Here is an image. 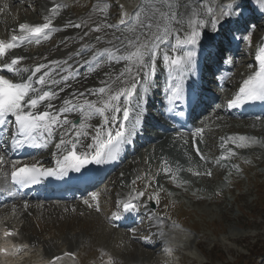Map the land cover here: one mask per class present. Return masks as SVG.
<instances>
[{
    "label": "snow or ice",
    "instance_id": "6c2138e0",
    "mask_svg": "<svg viewBox=\"0 0 264 264\" xmlns=\"http://www.w3.org/2000/svg\"><path fill=\"white\" fill-rule=\"evenodd\" d=\"M153 4L152 15H146L144 13L143 4L138 5L136 11L132 14L122 12L120 24L126 25V32L121 42L124 44L127 55L120 54L117 56L111 51L107 52L109 61L114 59L117 63L121 60L126 62L125 69L121 71L116 78L120 87L115 90L102 87L98 90V93L101 97H104L106 94V98H103L96 103L85 101L83 105L78 106L82 115L79 123V129L81 131L76 132L77 139L81 135H87V133L82 130L88 126L87 120L91 119L93 114L102 117L104 124L117 121L118 114H122V122L119 124L120 130L114 133L115 140L113 139L112 132L106 134V139H100L101 129L97 132L95 138L96 147L94 148L93 153L78 155L75 150L76 141L66 140L64 136H62L56 147L59 149L62 146L71 145V149H69L67 154L64 155L63 161L60 162L59 169L56 170V174L62 176L66 174L69 169L79 171L80 168L87 163H103L106 155L110 159H115L112 149L118 143L123 142L125 136L124 129L126 127V122L130 119V105L133 97L137 95V86L143 83L144 91L148 90L151 77L155 76L156 73L157 54L160 46L168 43L169 37L172 36L174 31L177 33L179 32V29L176 28L177 25L181 28H185V24L187 25L185 28L186 35L183 38H180L179 35L175 37L176 42L172 46V51L185 46H194L198 43V37L200 35L199 29L205 27V21L197 18L198 14L194 9L190 14L187 11L185 13H180L178 8H180L181 5L177 3L176 0H153ZM155 4H159L160 7H155ZM56 7H59V5ZM183 7L187 9L188 5H183ZM106 8L107 6L101 9V11L106 10ZM50 11L55 15V8ZM208 12L211 14L212 9L209 8ZM129 15L133 16L135 19V23L130 25H128L125 19V17ZM221 15L227 17L231 15V12L227 9H222ZM142 16L144 17L143 19ZM44 21V23L37 25H30L28 23L19 24L17 31L20 35L13 34L7 42L0 40V57H4L7 51L18 47L19 45L17 41L34 38L36 43H40L39 37L41 35L47 40L49 37L46 30L52 29V19L51 17L45 16ZM74 26L79 28L81 27V24H76ZM211 26L213 29L216 28V19L211 21ZM109 27L116 26L109 25ZM56 30L59 31V29ZM99 30V28L94 29V31ZM99 39L100 38L97 37V40ZM245 39H248V37H245ZM120 52L121 50L117 48L116 53ZM21 59L22 58L19 57L13 58L10 63L5 64V68L9 73H15L16 75L21 76L19 82H14L12 79H7L3 75H0V126L6 125L8 120L13 118L14 123L17 126V134L25 137V139L31 140L33 138V133L40 129L46 131L50 138L56 125L60 123L59 117L47 110L38 111V108L42 101L49 100L55 94L44 89L38 90L33 86L32 77L36 76V74L41 71V68L44 67L43 65H40L31 71L26 79L23 78L22 73L28 72L29 70L27 68H15V66L20 63ZM191 59L192 53L186 51L183 55H164L163 63L168 69L170 76L175 73L182 78L184 73L188 71ZM257 61L260 65L259 70L254 71L253 74L243 80L239 91L236 93L235 97L229 101V108H235L242 104L254 101L264 102V47L259 50ZM173 79H175V77H173ZM53 82L55 83V81ZM36 83L45 85L46 80L44 77H40L36 80ZM168 91L170 94V101L179 100L182 91L181 84H170ZM70 103L69 100L64 101L65 105H69ZM48 107H51V104H49ZM71 110V108L65 107L60 110V113L62 115L64 112ZM137 122L139 121L137 120ZM63 124L67 125L69 124V121L64 120ZM201 131V129H197V134ZM227 139L243 142L250 138L241 136L236 138L229 137ZM12 140L13 147H18L24 142L22 140H17L15 136L12 137ZM236 146L245 147L246 144L238 143ZM196 154L200 156L201 159H204L198 148L196 149ZM234 154L235 153L229 152L228 155L231 156ZM227 158V156L220 157L221 160ZM3 163L4 156L0 155V164ZM164 171L167 174L170 172V169L165 168ZM53 174L54 171L51 169L41 170L35 165L17 168L15 163H13L11 180L13 184L28 186L37 183L40 175L51 176ZM193 174L199 175L200 173ZM207 174L211 175V173ZM172 179L175 180L176 177L173 176ZM139 195H143V193H139ZM91 199L96 202L95 210L99 212L100 207L98 204V196L93 194ZM85 203L87 204L88 202L85 201ZM88 206L93 207L92 204H88ZM123 207L125 211H128L132 209L134 205L129 200L123 203ZM119 218V215H113V219ZM10 235H12L11 232H5V236ZM108 264H114V262L109 260Z\"/></svg>",
    "mask_w": 264,
    "mask_h": 264
},
{
    "label": "rangeland",
    "instance_id": "374dc122",
    "mask_svg": "<svg viewBox=\"0 0 264 264\" xmlns=\"http://www.w3.org/2000/svg\"><path fill=\"white\" fill-rule=\"evenodd\" d=\"M0 1L2 9L7 10L5 8L7 1ZM19 7L22 8L21 6ZM20 8H18L19 11L25 12L26 14L31 11V8ZM89 8L90 7L86 8L85 10L82 8L76 9V11L78 13H84ZM71 10L74 11L73 9ZM5 12L8 13L7 11ZM9 12L10 13L8 14L11 16H16L15 12L11 10ZM92 17V20L94 21L95 15L93 14ZM62 51H64V47L59 49L58 53ZM263 126L264 123H262V126H255L254 128L256 130L260 129L262 131ZM245 128L248 129V127ZM260 130H258V132L255 130L250 132H255V134H258L260 137L264 138V135H261ZM262 133L264 134V132ZM260 154H263L264 157V152H260ZM191 156L192 154L190 157ZM144 162L147 164L144 165V163H142L141 166L144 165L142 172L147 175V178L144 177L142 179L141 186L139 187L144 191L143 201L148 202L153 196L156 197L157 202L155 203L154 208L156 211L155 216L162 214L164 215L165 213L167 216H165V218L162 220L165 225L171 226L179 233H181V231L187 232V230L192 233L194 238H188L185 244H183V248H185L180 251L194 258L195 261L193 264H203L205 262H210V260H216L218 261L216 264H219L221 256H223L221 263L225 261L223 264H252V257L264 254V209L260 210L258 207L259 205L254 207V205H256L258 202L256 200V189L261 187L260 190L264 194V174H262V172H264V165H262V167H257L254 170L250 169L249 171H245L244 178L240 182V187H236L235 189L229 185V189H231L232 192L221 199L217 195H214L215 189L219 185L218 182L220 178L213 180L204 179L203 182H201L202 180L197 182L198 176L196 179L192 178L191 176L192 164L189 166L187 173V176L191 180H187L186 177L182 176H177L176 180L179 178L177 181L172 180L173 176L168 178L171 183L180 184L178 185L180 189L177 190L176 188L170 186L171 183L166 184L164 182L165 176L162 177L160 174V168L162 167L160 162H154L153 160ZM136 172L137 170H128L129 179L135 175ZM203 172H205L204 168ZM258 174L262 175L259 176ZM255 180H257V182H255ZM193 182L197 183V185L201 183L198 185L197 190L194 187ZM258 184H260V186ZM111 186L112 181L104 184L99 190V194L102 196L103 203L108 201V198L112 193L109 192ZM146 186H149L151 190H146ZM246 190H249L251 195L249 198H242L241 194H243ZM97 192L98 191H95L93 193ZM192 194H200L204 197H213L211 198L210 202H197L196 199L192 197ZM88 197L89 199L92 198L90 195H88ZM26 198L27 197L20 198V201H18L19 208L21 204L24 205L27 203ZM234 199L236 200L234 201ZM42 203H45V205L48 207L49 204L54 206L53 202L42 201ZM223 203L225 206L231 204L232 208L230 210L223 208ZM81 204H83L82 207H74L75 209H70L71 211H68V213H64V208L59 205L60 209L58 208V213L61 212L60 214H57L53 208L47 210L45 214L43 211L39 214H36L38 208H33L32 212L27 214L24 213L21 208L19 211L23 214H27L24 215V217L27 219L18 217L16 219L17 223H14L12 226H18L20 228L25 224H28L27 226L29 228L27 227V231L31 234V236L42 237V239L48 240L54 239L55 241L51 243H54L55 246L57 245V251L65 247L63 243L69 244L68 242L64 241V238L67 235L76 237L82 235L89 237L92 241L91 244H86L85 240L82 238V240L77 238V240L81 241V247L79 246L77 249L81 264H92V262L97 260L105 262L104 259H106V264H108L111 258H117V260L122 258L118 260L120 264H134L133 256L131 257V252L134 248L139 251L140 258H145L144 260H141L140 263L151 264L157 261V258L152 257V253L147 254V252H149L148 250H145L148 248L147 246L140 245L139 240L130 238L133 237V235L141 237V234L135 233L132 235H126L127 233L125 230L107 232L108 228L105 225L106 212L101 215V212L96 213L92 207L87 208L88 210H85L84 203ZM260 206L261 208L263 207L262 205ZM237 209L240 210L242 214L240 212H236ZM8 218L9 217H7V219ZM178 222L182 224H179ZM144 226L145 223L143 220L133 227L134 229L141 230V228ZM39 234L40 236H36ZM204 239L206 240L204 243H202L201 241ZM113 241L115 242L113 243ZM92 246L94 247L90 249ZM160 247L161 245L157 244L156 252L159 251ZM257 262L258 264H261L259 261ZM186 263L190 264L188 259L184 260V264Z\"/></svg>",
    "mask_w": 264,
    "mask_h": 264
},
{
    "label": "bare ground",
    "instance_id": "6f19581e",
    "mask_svg": "<svg viewBox=\"0 0 264 264\" xmlns=\"http://www.w3.org/2000/svg\"><path fill=\"white\" fill-rule=\"evenodd\" d=\"M185 1L187 2V5H188V8L187 9L191 12L193 10V8H194V10L198 14L197 15V18L203 19L205 21V23H206L207 26H210V24H211V20H210L211 17L213 16V18H216L217 14H218V13L215 12V14L210 15L209 12H208V10H205L204 7H206V5H207L206 0H203L204 2L201 3V4H196L194 2H191L190 3L189 0H185ZM27 2H28L27 0H8L7 3H6V9L7 10H2V5L0 4V31H2V29H4V26H6V25L8 26V28H10V27L16 28V23H28V24H30L31 22L37 23V17H39L38 19H42V16H44L43 13L37 15L39 12H37V13L36 12H33L34 14L32 13V15H31V12L32 11H30L28 14H26L25 12L19 11V9H18V8H20L19 6H21L22 8L23 7L24 8H27L28 7ZM57 2H59V4L61 6H66L67 7L69 5L66 0H58ZM219 4H221V2H218L217 3L218 6H219ZM213 6L214 5H212V7ZM22 8H20V9H22ZM103 8H105V5H100V4H96L93 7V9H95L98 12L97 16H95V19H94L95 22H99L98 24H100V21H104L105 22V23H103L101 29L98 31L99 33H97V35H99V36L108 35L109 30L112 29L108 25L109 22H110V18H109V16H107L106 10H104L103 12L101 11V9H103ZM132 8H133V4H127V5L123 6V8L121 10H122V12H126L127 13V12L131 11ZM260 8H261V6L258 9V13L260 12ZM10 10L13 11V12H15L16 13V16H10V15L4 13V11H7L8 13H10L9 12ZM107 10H108V8H107ZM122 12H121V15H122ZM129 14H132V13H129ZM218 17L221 18V15H218ZM91 19H93V17L90 16V15H86V14L85 15L77 16L75 18L64 17L61 20L60 24H59V26H64V32H62L61 35H60V37H59L61 39L60 44L54 45L51 48L45 49L43 51V53H47V54L50 55L49 57H52L51 59H55V58H57V56H54L53 55V52L56 51V50L58 52L59 49L62 46H64V44H67L71 40L72 41H75V43L70 44V46L67 48V51L72 50V49H75L79 45V43H78L79 41H77L78 39H81L82 38V40H83V39H85L86 36H89L90 35L88 28H90L89 26L91 24L93 25L95 22L94 23H90V25H88V26H87L86 23L89 20H91ZM131 19L134 20V17L131 16ZM67 20H70V22L67 23L66 22ZM219 20H222V19H218L217 20L218 22H222V21H219ZM248 20H251V18H249ZM13 23H14V25H11ZM74 23L75 24H81V27H79V28L73 27L72 24H74ZM124 30H125V27H121L117 31L118 32H121L122 35L124 36V34H125ZM0 33L3 34V32H0ZM13 34L20 35V33H13ZM67 35H69V36H67ZM72 36H74V37H72ZM64 37H67V39H65ZM25 41H27V39H24L22 41H18V44L24 43ZM263 45H264V37H260L259 46L261 47ZM117 48H119L121 50L120 53H116V49ZM14 51H16V52H14ZM14 51L11 52L10 55L16 53V55H12V57H21V58H23V60L25 62L27 61L26 63L30 62L29 60L32 61V60L37 59V58H39L40 56L43 55V53H34L32 56L26 55V54H24L22 52L21 49H18L17 50V47L14 48ZM107 51H111V52L115 53L116 55L125 54V52H126L124 46L122 45V43L121 42H117V41L111 42V44L108 47ZM65 57L66 56L64 55L63 57H60V58L61 59H64ZM66 58H69V56H67ZM76 59H77V55H75L74 58L70 59V61H68L66 63V65L68 63L72 62V61H75ZM112 63H115V61H110L107 65L110 66ZM59 64H60V61H57V62H54L53 63V66H58ZM123 64H124L123 61L117 63L116 65H117L118 68H115L114 71L121 70L124 67ZM66 65L64 67H66ZM246 70H248V66L246 67ZM251 74H253V72ZM0 75H3L5 78L9 79V76H7L4 73H0ZM19 78H20V76L17 75V76L11 77L10 79H13L15 81V80H18ZM100 78H103L104 79L105 77H100ZM84 79H86V78H84ZM88 79L90 80L91 78L89 77ZM108 82H109V80L106 81V83H108ZM68 84L66 86H68ZM89 85H90V83L88 82V84H87L86 81H85V83H84V85L82 87H88ZM76 88L79 90V88L76 85H74V86L70 87V89L68 90V92H72ZM117 88H118V83H114L112 85V89L115 90ZM57 89H59V88H56V90ZM80 92H81V90H80ZM68 98L69 97L65 95V92L64 91L63 92H60L55 97L56 100H61V101L69 100L70 102H73L72 101L73 99L77 100V99L82 98V97L79 96L78 94H74L71 99H68ZM103 98H106V94H105L104 97L98 98V100L97 99H94L93 102H99ZM49 104H51V107H52V101L49 102V103H47V106ZM51 107H48V108H51ZM217 113H219V112H217ZM262 123H264V119L255 120L254 123H250L249 125H248L247 122H243L242 124H238L235 127L236 128H238V127H242V128L248 127L249 128L251 126L249 128V130H251V131L252 130H255L256 132H258V130H260V129L256 130L254 127L255 126H262ZM225 124H228V123L225 122ZM188 129H189V132L186 135H179V136H172V137H163L162 140L161 139H157V143H155V144L152 143L151 144V149L160 150L161 153H162V155H165L166 153H169L171 159L179 158V154L180 155H183V156H190L192 154V156H193V147H192V139H193V137L191 136V132L193 131L194 128L191 125ZM65 132H66V130H64L63 133L60 134V136L61 137L64 136L65 135ZM155 132H156L157 137L159 138L161 136L160 133H158V131H155ZM260 132H261V135H264L262 133V132H264V126L262 128V131L260 130ZM210 133H214V131H210ZM246 133H247L246 131L244 133H239L238 136L239 135H244ZM253 133H255V132H253ZM181 136H183L184 139H181ZM204 136H205V138H207V140L204 141V143L207 146V148L210 151L214 150L215 145H214L213 140H212L213 135H207V136L204 135ZM57 137H58V134H56L54 138H52V136H51L48 139H50L52 141V143H55L56 140H57ZM61 137L59 138V140L61 139ZM64 138L67 139V137H65V136H64ZM248 138H250V139L247 140V143H250L251 146L253 145V146L259 147V146H263L264 145V138L263 137L259 138L261 140V142H258V141L257 142H253V138L250 135H248ZM188 144H189V147H188ZM51 147L48 148L47 147V144H45V145L42 146V149H43V151L51 152L52 149H53ZM62 152H63V147H61L59 149L57 148L56 151L53 153V156H52L53 159L52 160L54 162H57L58 157L61 156ZM0 155L4 156V163L3 164H0V187H5L6 184L8 183V177L6 176V173L13 168V163H15V165H18V164H20L22 162L12 161L9 158L7 152L5 150H3V149H0ZM205 155H207V154L205 153ZM50 159H51V157H49V156L40 155V156H38V158L32 159L30 161V163H33L34 162L35 165H37V164H39L41 162H45V161L47 163H51ZM208 159H210V157L207 155V157H205V160L206 161H209ZM186 160H189V159L186 157ZM194 167H195V165H194ZM130 168H131V166L128 167V169H130ZM164 168H168V169L173 170V168H170V167H164ZM184 168H185L184 171H186L188 173L189 167H184ZM162 169H163V167H161V170ZM193 172H194V170L191 167V176H192V178H194ZM173 173H174V170H173ZM175 177H177V176H175ZM164 179H165V177H164ZM202 179L204 180V177L198 178L197 179V182H200V180H202ZM177 180H179V178ZM203 180L201 182H203ZM117 183H120V180ZM193 184L196 185L197 183H194L193 182ZM113 185L114 186H118V184L117 185L116 184H113ZM1 189H3V188H1ZM196 189H198V187ZM114 192H115L116 196H118L120 202L123 201L126 198L135 197V195H133L132 193L126 192L125 191V188L123 186H121L120 184H119L118 188H116L114 190ZM180 194H181V192H180ZM28 196L30 198H28V200H27L28 202L26 204H24L27 207V212H29V211L32 212V209L35 208V207H37L39 210L43 211L44 214H45V212L47 210L52 209V208H53V210H55L57 212V214H60L61 213V212L58 213L57 206L48 207L47 205H45V203L42 204L41 201L39 202V200H37V198L35 199V198L31 197V195H28ZM6 197H8L12 201L15 200V198L13 196V193H11V192L3 191V193H0V209H2V210H0V223H1L2 226H7L8 228H10L9 227L10 224H13L14 225V223H17V220L16 219L18 217L25 219L26 217H24V215H27V214H23V213H21L19 211L20 208L23 209V207H25L23 204L20 205V208H19V204H17L16 207L15 206L4 205V200H5ZM34 197H36V196H34ZM86 201L87 202H91L90 200H86ZM67 206H69L68 207L69 209H74V204H65L63 207H67ZM77 206H78L77 208L82 207V205H80V204L77 205ZM145 207H147V206H145ZM12 213H14V214H12ZM10 215H14V216L12 217ZM8 216H10V218L7 219ZM44 216H46V215H44ZM52 221H53V219H52ZM24 222H25V220H24ZM46 222H48V221H46ZM27 225L25 224L23 227L20 228V236L22 235L21 241L27 243L30 247H34V246L36 247V246H38V248L41 249V245L40 244H43V243H42L40 237L31 236V234L28 233V231H27L28 228H29ZM161 229H163V226L162 225L159 226L158 223H157V225L152 226V231L154 230V232L158 235V236H156V239L157 240H163V238H164V237H162ZM114 231H110L109 229H107V232H114ZM105 234H107V233H105ZM149 235L150 234H146L144 238H146L147 240H150L151 239L150 238L151 236H149ZM179 235H180V237H186V236H182L181 234H179ZM77 238H80V239L82 238L83 240L87 241V243H89V244H91V242H92L90 240V238L87 237V236L80 235V236L76 237V236L67 235L64 238V241H66V242L69 243V248L70 249H68V247H67V252L73 253V252H76V250L79 248V246L81 245V241L77 240ZM0 241L2 242V245L3 246H6V247L9 246L8 241L1 240V239H0ZM114 242L115 241H113V243ZM56 246L54 245V243H49L47 245H43L45 256L46 257L53 256V254L57 250L56 249ZM115 246H117V245H115ZM93 247L94 246H92L90 249H92ZM103 248H105V247H103ZM151 248H153V247H151ZM149 253H152L153 254V251L152 250H149V252H147V254H149ZM119 255H120V253H119ZM139 255H140L139 254V251L136 248H134L133 251L131 252V257L133 256L134 264H142V263H140V261L145 259V258H140ZM19 256H20V254H19ZM146 256H149V255H146ZM152 257L153 258H156L155 256H152ZM119 259H122V258H119ZM16 260H17V257L16 258H9L8 260L5 261V263L6 264H10V263H12V262H14ZM78 263L80 264V261ZM14 264H18V261H16V263H14ZM24 264H26V263H24ZM155 264H160V263L157 260V261H155Z\"/></svg>",
    "mask_w": 264,
    "mask_h": 264
}]
</instances>
